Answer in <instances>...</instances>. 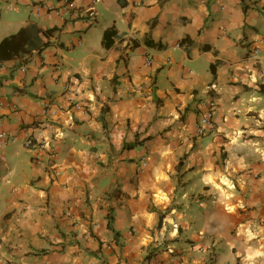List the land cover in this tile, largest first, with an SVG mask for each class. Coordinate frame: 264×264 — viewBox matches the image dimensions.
<instances>
[{"label": "crops", "instance_id": "crops-1", "mask_svg": "<svg viewBox=\"0 0 264 264\" xmlns=\"http://www.w3.org/2000/svg\"><path fill=\"white\" fill-rule=\"evenodd\" d=\"M23 26L56 31L0 63V264H264V0H0Z\"/></svg>", "mask_w": 264, "mask_h": 264}, {"label": "built area", "instance_id": "built-area-1", "mask_svg": "<svg viewBox=\"0 0 264 264\" xmlns=\"http://www.w3.org/2000/svg\"><path fill=\"white\" fill-rule=\"evenodd\" d=\"M258 44L252 50L251 57L255 60H258L259 54L262 50L261 46L264 45V39L260 38L258 40ZM153 62V58L150 55L146 56V64L151 65ZM73 107H80L81 105L78 102H72ZM206 109L200 115L195 123V129L198 135H203L207 130H213L215 128L214 123V112L217 107V103L215 100H210L205 104ZM57 109L54 106L52 101H48L44 105L42 116L45 118H54L57 114ZM37 129V128H36ZM9 139V134L5 131L0 132V147L6 144ZM15 141L16 138L13 137L11 139ZM23 146L33 151L34 160L38 163H44L45 159L48 161V168L52 172L54 178H57L61 175V170L57 166V148L52 142L42 136L41 133L32 129L30 132L25 134L23 140ZM255 177H258V174H255Z\"/></svg>", "mask_w": 264, "mask_h": 264}, {"label": "trees", "instance_id": "trees-1", "mask_svg": "<svg viewBox=\"0 0 264 264\" xmlns=\"http://www.w3.org/2000/svg\"><path fill=\"white\" fill-rule=\"evenodd\" d=\"M163 1V0H162ZM123 2V1H122ZM56 31V28L42 30L38 27L23 26L17 33L3 38L0 42V63L12 60L18 57L31 56L33 49L38 48L37 42L42 40V37H48ZM116 35L114 28L107 29L104 33L103 43L106 47L111 46V38ZM148 45L153 47L162 48L160 43L147 41ZM47 44V43H46ZM40 49V47H39ZM27 60V58H26ZM25 62V61H24ZM140 142L126 144L125 147H134ZM110 227H112L110 225Z\"/></svg>", "mask_w": 264, "mask_h": 264}, {"label": "rangeland", "instance_id": "rangeland-1", "mask_svg": "<svg viewBox=\"0 0 264 264\" xmlns=\"http://www.w3.org/2000/svg\"><path fill=\"white\" fill-rule=\"evenodd\" d=\"M262 33L264 34V29L262 30Z\"/></svg>", "mask_w": 264, "mask_h": 264}]
</instances>
